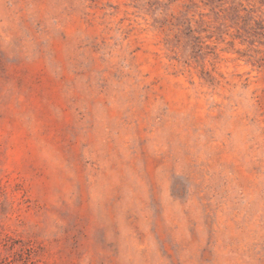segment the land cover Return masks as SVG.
I'll use <instances>...</instances> for the list:
<instances>
[{"label":"rangeland","instance_id":"rangeland-1","mask_svg":"<svg viewBox=\"0 0 264 264\" xmlns=\"http://www.w3.org/2000/svg\"><path fill=\"white\" fill-rule=\"evenodd\" d=\"M0 264H264V0H0Z\"/></svg>","mask_w":264,"mask_h":264}]
</instances>
